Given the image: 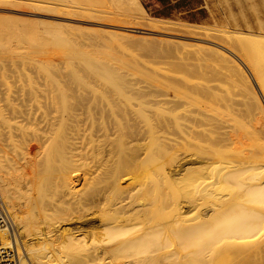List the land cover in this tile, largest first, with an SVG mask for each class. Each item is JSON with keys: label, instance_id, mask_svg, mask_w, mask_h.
Wrapping results in <instances>:
<instances>
[{"label": "bare ground", "instance_id": "obj_1", "mask_svg": "<svg viewBox=\"0 0 264 264\" xmlns=\"http://www.w3.org/2000/svg\"><path fill=\"white\" fill-rule=\"evenodd\" d=\"M119 6L146 16L139 0ZM250 23L218 30L225 45L210 47L238 93L210 99L208 145L195 138L194 119L182 139L153 145L166 122L141 109L155 91L113 83L102 61L58 32L39 41L0 28V51L15 40L12 50L34 54L55 43L109 82L88 87L87 99L53 76L43 98L32 84L22 99L0 86L2 249H15L19 264H264V24Z\"/></svg>", "mask_w": 264, "mask_h": 264}, {"label": "rangeland", "instance_id": "obj_2", "mask_svg": "<svg viewBox=\"0 0 264 264\" xmlns=\"http://www.w3.org/2000/svg\"><path fill=\"white\" fill-rule=\"evenodd\" d=\"M36 1L41 0H0V28H6L11 35L29 33L47 40L49 33L58 32L69 39L76 52L102 61L113 74H109L113 83L155 91L146 97V106L141 109L142 115L166 122L154 138L155 146L158 141L182 139L191 119L197 126V141L210 144V99H236L238 93L229 69L210 51L213 42L225 45L214 36L220 34L218 30H231L250 22L253 26L261 21L264 24V0H139L146 12L144 17L136 10L120 8V0H92L96 5L69 0H43L47 4ZM211 9L218 15L213 17ZM140 28L146 30L139 33ZM9 32L6 33L10 35ZM12 42L10 51H0V86L10 85L12 98H28L30 84L42 90L40 98L51 96L44 89L52 76L53 83L66 86L69 95L76 98L87 99L91 97L88 87L109 83L96 80L82 64H75L78 60L73 62L78 67L72 66L65 54L68 51H58L55 43L53 47L50 43L46 46L48 43L41 40V47L46 46L47 52L38 49L42 53L36 50V54H30L24 48L19 50L24 46L16 49V40ZM12 44L16 50H12ZM81 73V80L87 79V83H80ZM210 91L217 96L213 97Z\"/></svg>", "mask_w": 264, "mask_h": 264}, {"label": "built area", "instance_id": "obj_3", "mask_svg": "<svg viewBox=\"0 0 264 264\" xmlns=\"http://www.w3.org/2000/svg\"><path fill=\"white\" fill-rule=\"evenodd\" d=\"M6 211L5 207L0 202V230L8 228L9 224L6 222ZM17 252L15 249L8 248V249H2V245L0 243V264H19L18 258H17Z\"/></svg>", "mask_w": 264, "mask_h": 264}]
</instances>
